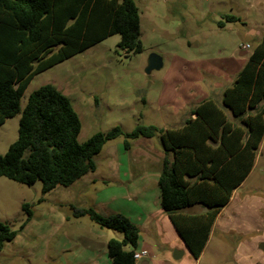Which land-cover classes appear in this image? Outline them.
Wrapping results in <instances>:
<instances>
[{
    "label": "rangeland",
    "instance_id": "rangeland-1",
    "mask_svg": "<svg viewBox=\"0 0 264 264\" xmlns=\"http://www.w3.org/2000/svg\"><path fill=\"white\" fill-rule=\"evenodd\" d=\"M135 2L140 15V52L127 55L116 45L119 34H112L35 74L21 97V108L31 91L52 84L69 98L80 118L79 142L115 125L123 132L139 124L177 127L201 101L212 98L220 103L222 87L234 81L264 31V0ZM228 14L239 20H228ZM246 43L250 48L241 54ZM151 53L162 57V67L146 73ZM19 117L20 113L0 125V154L17 138ZM129 144L126 149L122 136L107 141L93 157L94 171L45 194L40 180L25 184L0 177V220L16 230L0 250V264H106L107 240L121 239L122 233L98 226L87 215L75 217L71 206L90 207L103 215L111 214L112 209L126 211L139 228L137 244L145 243L135 250L147 252L136 264L143 260L152 264L150 259L164 252L173 264H197L169 217L170 229L155 233L152 228L154 221L162 219L161 214H167L160 206L153 177L162 166L159 135L138 136ZM109 164L117 165L115 173L121 179L145 177L146 199L122 198L121 185ZM249 173L221 216L224 227L214 229L199 264H264V248L260 247L264 244V139ZM23 203L31 205L28 219ZM205 210L195 204L182 211ZM148 213L151 218H146ZM176 241L185 249L178 259L172 257L174 250H180Z\"/></svg>",
    "mask_w": 264,
    "mask_h": 264
},
{
    "label": "trees",
    "instance_id": "trees-1",
    "mask_svg": "<svg viewBox=\"0 0 264 264\" xmlns=\"http://www.w3.org/2000/svg\"><path fill=\"white\" fill-rule=\"evenodd\" d=\"M226 18L239 20L231 14ZM139 29L135 0H0V125L20 113L17 138L0 154V177L25 184L40 180L45 194L94 171L93 157L107 141L122 136L128 149L130 139L158 134L163 149L160 206L197 259L217 214L252 169L264 136V31L234 81L223 88L220 103L201 101L177 127L139 124L123 132L115 125L79 142L80 118L54 85L34 89L20 106L35 74L112 34H119L116 45L127 55L140 52ZM195 204L206 210L182 211ZM71 207L75 217L87 215L98 226L122 233L106 243L112 264H135L139 228L129 217ZM22 209L30 218L31 205L23 203ZM15 235L0 220V250Z\"/></svg>",
    "mask_w": 264,
    "mask_h": 264
},
{
    "label": "crops",
    "instance_id": "crops-1",
    "mask_svg": "<svg viewBox=\"0 0 264 264\" xmlns=\"http://www.w3.org/2000/svg\"><path fill=\"white\" fill-rule=\"evenodd\" d=\"M248 44V43H247ZM242 50V49H241ZM243 51L245 52V50H242L240 53L241 54H245V53H243ZM226 87V86H225ZM223 88L224 87H222V90H223ZM221 90V89H220ZM222 90H221V94H222ZM218 95V94H217ZM208 99V98H207ZM220 99H221V97H220ZM195 107V106H194ZM193 108V107H192ZM194 116V115H193ZM184 119V118H183ZM183 121V120H182ZM182 123V122H181ZM263 139H264V136H263V138H262V140H261V142H260V145H259V149H260V147H261V144H262V142H263ZM113 140V139H112ZM107 143V142H106ZM258 149V150H259ZM101 151V150H100ZM256 158V157H255ZM255 161V160H254ZM109 165H111V167L110 166H108V169H109V167H110V169H109V171L110 172H113V175L114 176H116L117 177V179H118V183H119V185H121V191L123 192L122 193V198H124L125 200H127V201H130V200H137V199H140V198H144V199H146V197H147V194H148V191H147V180H146V178L144 177L143 178V176H140L139 177V179L138 180H126V179H121L120 177H118L119 175L117 174V173H115V171H117L118 170V167H117V165H113V164H109ZM132 165H133V162H131L130 164H129V166L130 167H132ZM129 166H128V168H129ZM127 171V170H126ZM159 171H160V168H158L157 170H156V172L153 174L154 176V181L156 180V183H157V177H158V175H159ZM116 174V175H115ZM123 175H125L126 176V174H125V172H123L122 173ZM249 174L250 173H248V175L246 176V178L241 182V184L247 179V177L249 176ZM102 178V181L103 182H107V179H104V177H101ZM241 184L236 188V189H234L233 190V192H232V195H231V197H230V199H229V201H228V203L219 211V213L217 214V216H216V218H215V220H214V222H213V224H212V226H211V229H210V232H209V235H208V239H207V241H206V243H205V245H204V247H203V249H202V252H201V254H200V256L196 259V263L197 264H199V259L201 258V257H203L204 255H205V251H206V249L209 247V245H210V241L212 240V237H213V231H214V229L217 227V226H220V227H224V224H225V222H223V221H220L221 220V216L225 213V211L230 207V205H231V203L235 200V197H236V195H237V193H238V189L241 187ZM159 196V192H157V197ZM111 212V214L112 213H122V214H124V215H126L127 217H129V218H131L130 217V215L128 214V213H125L126 211H115V209H112V211H110ZM109 212V213H110ZM108 213V214H109ZM162 216V219H160V221H154V223H153V230H154V232L155 233H161V232H164L165 231V228H167V229H170L169 228V222H168V216H166L167 214H161ZM164 215V216H163ZM152 217V213H148V215H146V218H151ZM264 245V244H263ZM137 246L138 247H143V246H145V243L143 244L142 242H139L138 244H137ZM175 246H177V248L178 249H180V250H183V253H182V256L185 254V249H184V247L181 245V244H179V242H175ZM173 254V253H172ZM144 258V257H143ZM142 259V258H141ZM170 256L167 254V253H162V254H160V256L159 257H153L152 259H150V261H153L152 262V264H165L166 262H168V263H170V264H173V262H170ZM136 261H138V260H136ZM136 261H135V264H136ZM106 264H112L111 263V260H110V258L109 259H107L106 260ZM141 264H149V262L148 261H146V260H143L142 261V263Z\"/></svg>",
    "mask_w": 264,
    "mask_h": 264
},
{
    "label": "water",
    "instance_id": "water-1",
    "mask_svg": "<svg viewBox=\"0 0 264 264\" xmlns=\"http://www.w3.org/2000/svg\"><path fill=\"white\" fill-rule=\"evenodd\" d=\"M243 53H245L243 51ZM162 67V57L157 53H151L147 58V65L145 67V72L149 73L153 69H159ZM260 247L264 248V245L261 244ZM183 251L182 250H174L172 257L174 259H178L181 257Z\"/></svg>",
    "mask_w": 264,
    "mask_h": 264
},
{
    "label": "built area",
    "instance_id": "built-area-1",
    "mask_svg": "<svg viewBox=\"0 0 264 264\" xmlns=\"http://www.w3.org/2000/svg\"><path fill=\"white\" fill-rule=\"evenodd\" d=\"M248 48H250V45L247 43L241 46V49L243 50H247ZM132 256H133V259L136 261L138 259H141L147 256V252L145 249H141L140 251L135 250Z\"/></svg>",
    "mask_w": 264,
    "mask_h": 264
}]
</instances>
